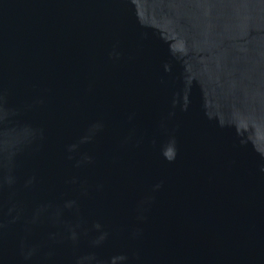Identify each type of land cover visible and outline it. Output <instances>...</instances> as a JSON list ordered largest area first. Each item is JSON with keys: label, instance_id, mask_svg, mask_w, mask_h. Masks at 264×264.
Returning <instances> with one entry per match:
<instances>
[{"label": "water", "instance_id": "water-1", "mask_svg": "<svg viewBox=\"0 0 264 264\" xmlns=\"http://www.w3.org/2000/svg\"><path fill=\"white\" fill-rule=\"evenodd\" d=\"M0 264H264V0H0Z\"/></svg>", "mask_w": 264, "mask_h": 264}]
</instances>
